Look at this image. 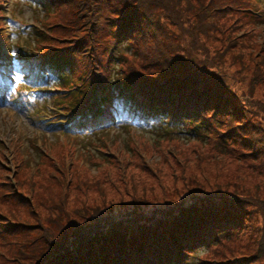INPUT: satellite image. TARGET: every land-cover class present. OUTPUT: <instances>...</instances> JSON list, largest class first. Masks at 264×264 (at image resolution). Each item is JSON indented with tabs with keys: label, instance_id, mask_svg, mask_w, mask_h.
<instances>
[{
	"label": "rangeland",
	"instance_id": "374dc122",
	"mask_svg": "<svg viewBox=\"0 0 264 264\" xmlns=\"http://www.w3.org/2000/svg\"><path fill=\"white\" fill-rule=\"evenodd\" d=\"M212 1L200 0L196 6L190 8L195 13L206 7L208 16H212H209L210 19H207L206 23L209 22L214 29L206 30V36L201 35L193 27L180 33L167 23H164L163 30L167 37H176L173 39L178 43L184 38V45H181L187 50L188 58L190 57L191 61H196L199 58L200 61L196 62L206 67L210 65L217 67L216 64L213 65L212 61L220 65L219 74L226 77L232 89L234 88L242 96L244 101L242 104L249 108L252 114L254 113V118L258 121L254 122L261 126L260 133L263 135L264 141V20L261 18L262 16H259L260 11L264 13V3L260 7L256 0L253 3V0L250 1L252 12L248 9L244 11L240 7L237 8L242 12L237 13L240 19H235L231 18L232 11L230 10L222 15L220 12H216L215 8L219 7V3L214 4ZM224 1L227 6L230 3L234 7L237 6L233 4V1L237 3L236 0ZM238 1L242 4L246 2V0ZM73 2L80 3L82 1L73 0ZM251 4L253 5L251 6ZM67 7L64 6L52 12L44 10L39 4L36 8V5L31 1L26 4V1L22 0H0V9L3 13L1 22L3 26L0 30V40L3 42L0 41V57H4L8 53L10 57H16L15 51L12 52L15 45L21 46V49L27 53H33L37 49L44 51L41 44L50 45L52 35H55L52 37H56V39L63 38V31L70 28L69 21L73 18V15L70 17V14H73L72 8L66 9ZM175 12L178 13V9ZM170 18L177 21L176 15ZM27 24L28 26H25ZM66 38L70 40H61L62 42L55 44L69 45L75 40V36ZM166 41L168 40L165 38L156 37L155 45H158L160 49H167L165 47L169 43ZM3 43L5 47H8L7 51ZM123 47L124 45L118 51H125L129 54L126 57L135 59L136 62L140 60L137 53L132 55V49L127 50L128 47ZM147 51L148 53L152 52ZM131 59L124 60L123 65L116 64L112 68L110 65V69H112L110 70V79L118 78L126 73L128 66L134 65L129 63ZM145 59L150 62L148 58ZM9 62L10 60L6 61V63ZM3 76L7 79L11 78L7 74ZM19 77L21 75L11 78L18 85L13 84L12 89L5 92L6 96L1 98L0 104V219L2 222H10L13 225L22 224L23 228L22 230L17 228L18 233L22 235L20 239L16 240L13 235H10V237H4L0 242V264H10L14 252L21 247L20 242H25L33 237V226L39 225L45 228L50 221H53L54 209H46L44 203H46L45 200L47 203H51L60 197L64 186L70 187L68 194L71 200L63 204V208L67 209H71L73 205L80 207L79 204L84 202L101 204V200L104 198L109 201L120 200L127 203L131 201L130 195H136L137 202L139 200L150 201L147 202V205L157 203L156 209L140 204L137 209L132 207V209H136L134 214H127L128 218L129 216L142 217L132 218L135 219L134 221H138L133 223L132 234L137 233L136 226L139 228L143 225L144 229H149V234L154 235L156 227L152 228L153 224H156L160 229L168 228L173 224V221L167 218L171 212L164 210L170 206L161 204L168 198L161 199L166 193L164 189L169 187V189L179 190L181 185L195 179L206 183V186L202 187L206 190L217 189L216 184L222 185V187L228 186L230 190L236 189L242 197L241 202L235 201L234 198H228L217 204L222 203L224 207L232 206L237 209L241 208L242 202H245L240 214L242 220L246 215L244 214L245 210L251 208L250 204L252 203L257 210L255 214L257 220L255 223L247 224L245 231L240 228L241 233L244 231L243 234H237L235 231L229 233L216 243L218 246H212L207 249V252L202 249V251H196L193 255L194 259L186 258V260L191 264H200L196 260L198 255V258L201 256L204 261L221 258L231 264H264V247L258 241L264 235V163L261 159L249 160L247 158L250 163L247 162L246 157L242 156L240 160L231 159L229 155L235 152L231 150L232 145L235 146L231 141L226 144L217 141L218 148L209 147V149L202 141L180 142L177 139H167L168 137L165 136L158 138V130L153 127L150 126L147 129L143 126L136 127L131 122L126 124L125 130L123 127L114 126L94 128V131L84 135L91 136L94 133L102 135L92 140L79 141L76 139L77 137L63 133L67 124L62 121L66 118L64 114H66L73 96L84 90L87 84L79 90L74 88L71 95L70 93L60 95L58 91L52 92L54 93L52 96L56 97H50L44 103L43 99L37 101L38 98H41L40 95L29 92L33 86L28 87L29 89L19 87L20 84L25 85L21 83ZM35 83H37L36 80ZM54 98H56L55 101ZM35 102L37 103L31 106ZM45 107L50 109L48 113L43 111ZM118 110H113L114 115ZM36 111H43L40 114V119L34 114ZM97 122L98 120L91 119L86 124L94 126ZM51 123L56 124L51 125ZM104 130L107 132H103ZM226 145L227 148H225ZM172 148L184 152L189 157L190 160H185L187 162L185 168L179 166V168L171 170L169 164L164 162V157ZM98 152L101 153L98 155ZM215 152L219 153V157H222L220 160L213 156ZM14 156L23 162L19 169ZM197 158L204 160L200 162L197 161ZM217 163L221 164L220 168H215ZM10 189L13 190L14 196L7 198L5 194ZM14 197L16 199L19 197L21 203L13 199ZM181 197L174 196L172 198L176 199L173 201H177ZM1 203L6 205H1ZM122 207L128 206H117L116 209L119 210ZM150 209L152 211L149 214ZM160 212L164 213L165 217H160ZM158 219L161 223L168 222L159 226L155 222ZM176 219L177 224L178 221L182 222L185 218L179 219L178 216ZM237 219V215L228 214L226 209L206 206L205 222L214 221L215 223L214 225L209 224L207 229L209 228L211 231H207L205 228L206 236L195 242L197 243L201 239L198 243L202 244L215 237H221L219 232H223L224 228H229L230 223ZM78 220L81 221V219ZM11 224L8 225L12 227V230H16ZM129 227V224L125 227L124 224L120 225L117 235L123 237L128 234L127 228ZM0 234L2 233L0 232ZM257 234H259L258 237L251 243ZM131 237L135 236L126 239ZM95 249L92 248V250ZM236 260L241 261L235 262ZM18 263L19 260L16 259L13 264Z\"/></svg>",
	"mask_w": 264,
	"mask_h": 264
},
{
	"label": "trees",
	"instance_id": "16d2710c",
	"mask_svg": "<svg viewBox=\"0 0 264 264\" xmlns=\"http://www.w3.org/2000/svg\"><path fill=\"white\" fill-rule=\"evenodd\" d=\"M25 1L27 4L31 0ZM81 1L80 3L73 0L31 1L36 8L39 4L44 10L52 12L64 6H68L66 9L72 8L73 14L71 13L70 17L73 15V18L69 21L70 28L63 31V38L56 39L52 37L55 35H52L50 45L41 44L49 49L45 64L51 65L49 72L59 79L60 82L56 85L60 90L68 91L71 95L74 88L83 87L86 81L88 89L79 91L72 105L78 104L84 108L94 92L101 93L102 97L106 95V99L103 101L104 108L98 114L100 118L107 119L111 113L107 96L113 91L128 104L125 106L128 111L130 107H138V115L151 121V127L158 130V138L165 136L168 137L167 139H177L180 142L197 140L205 142L208 148L214 149L218 148L217 141L223 144L231 141L235 144V146L232 145V149L230 148L232 152L235 151L229 155L231 159L240 160L242 156L246 157L248 163H250L248 159L256 158L264 163L261 126L254 122H258L254 118V113L252 114L249 108L242 104L244 102L242 96L234 88L232 89L226 77L219 74L220 65L212 61L217 67L212 65L206 67L198 63L199 58L196 60L198 62L191 61L187 50L181 45H184V38L178 43L173 39L176 37H167L163 30L164 23H167L180 33L193 27L201 35L206 36V30L214 29L209 22L206 23L211 15L208 16L206 7L195 13L190 10L191 6H196L200 0ZM250 1L252 0H246L243 4L238 0H236L237 3L233 1L236 7L231 3L227 6L224 0H213L212 3H219L215 11L220 12V15L230 10L231 18L240 19L237 13L242 11H238L237 8L252 12ZM256 1L262 7L264 0ZM176 9L178 13L175 12ZM174 15L177 16V21L170 18ZM259 16H262L264 20L262 11ZM73 36L75 40L69 45L55 44L62 42L61 40L69 41L70 39L66 37ZM156 37L168 40L166 42L169 44L165 47L167 49H160L158 45H155ZM122 45H124L123 48L128 47L127 50L132 49V55L137 53L140 60L136 62L135 59L126 57L129 54L125 51L119 52L118 49ZM147 50L152 52L148 53ZM145 58H148L150 62ZM128 59L135 60H129V63L134 65L128 66L126 73L122 76L110 79V70H112L110 65L111 68L116 64L123 65L124 60ZM91 89L93 90L90 93ZM102 92L108 94L103 95ZM149 127L147 126L146 129ZM123 129L125 130V126ZM99 135L102 134L94 133L86 139L92 140ZM99 153L101 152H98V155ZM213 156L217 160L222 158L216 152ZM13 158L19 169L23 162L15 156ZM187 159L189 157L184 152L172 148L168 150L164 162L169 164L171 170H174L179 166L185 168ZM202 160L204 159L197 158V161L202 162ZM220 167L221 164L217 163L215 168ZM216 185L217 189L214 190L202 189L206 183L195 179L181 185L179 190L169 189V187L164 189L166 193L161 199L168 197L170 200L167 198L161 204L170 206L164 210L171 212L167 218L171 219L173 224L164 229L153 224L152 228L156 227L154 235L149 234V229H144L143 225L139 228L136 226L137 233L132 234L133 223L138 222L134 220L142 217L129 216L128 218L127 214H134L140 204L156 209L157 203L147 205L150 201L137 202L136 195H130L131 201L127 203L120 200L109 201L104 198L101 204H97L102 206H97L94 202H84L79 204L83 209L75 205L67 209L63 208V204L71 200L68 194L70 187L64 186L60 197L51 203H47V200L44 203L46 209H54L53 221H50L45 228L31 224L33 237L20 242L21 247L14 252L10 264H13L16 259L19 260L18 264H191L186 258L194 259L193 255L196 251L207 252V249L212 246H218L216 243L225 235L234 231L240 234L242 232L240 228L245 231L247 224L255 223L257 220L255 217L257 210L252 203L251 208L245 210L244 214L247 216L244 215L242 220L240 214L245 202H242L241 208L237 209L232 206L224 207L222 203L217 204L228 198L241 202L242 197L236 189L230 190L228 186ZM207 187L210 186L207 185ZM7 192L5 194L7 198L14 196L12 189ZM174 196L182 197L173 201L176 200L172 198ZM13 199L21 203L19 197ZM1 205L6 204L1 203ZM116 205L128 207L117 210ZM206 206L226 209L228 214L237 215L238 219L232 221L229 228L219 232L221 237L199 244L201 239L197 243L195 241L204 238L208 225L215 223L214 221L205 222ZM150 211L152 210H149V214ZM159 215L165 217L164 213L160 212ZM178 216L179 219H185L176 224ZM155 222L162 226L168 221L161 223L158 219ZM8 224L11 223L2 222L0 219L2 233L0 242L10 235H13L16 240L22 236L17 231V228L22 230V224H11L16 230H12ZM123 224L124 227L129 224L130 227L127 228L128 234L122 237L117 234L119 226ZM207 231L211 229L208 228ZM258 235L254 236L251 243ZM130 236L135 237L126 239ZM258 241L264 247V235ZM92 248L96 249L92 250ZM196 260L200 264H231L221 258L204 261L201 256L198 258V255ZM239 261L241 260L235 262Z\"/></svg>",
	"mask_w": 264,
	"mask_h": 264
}]
</instances>
